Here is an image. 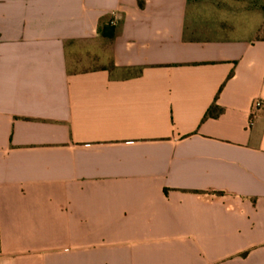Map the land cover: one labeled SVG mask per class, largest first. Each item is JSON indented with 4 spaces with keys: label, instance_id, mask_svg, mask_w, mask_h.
I'll use <instances>...</instances> for the list:
<instances>
[{
    "label": "crops",
    "instance_id": "crops-1",
    "mask_svg": "<svg viewBox=\"0 0 264 264\" xmlns=\"http://www.w3.org/2000/svg\"><path fill=\"white\" fill-rule=\"evenodd\" d=\"M0 264H264V0H0Z\"/></svg>",
    "mask_w": 264,
    "mask_h": 264
},
{
    "label": "rangeland",
    "instance_id": "rangeland-1",
    "mask_svg": "<svg viewBox=\"0 0 264 264\" xmlns=\"http://www.w3.org/2000/svg\"><path fill=\"white\" fill-rule=\"evenodd\" d=\"M69 61L72 63V68L75 70H84L86 68L102 65H110L109 57H98L95 60L84 57V54L81 52H71L69 53Z\"/></svg>",
    "mask_w": 264,
    "mask_h": 264
},
{
    "label": "trees",
    "instance_id": "trees-1",
    "mask_svg": "<svg viewBox=\"0 0 264 264\" xmlns=\"http://www.w3.org/2000/svg\"><path fill=\"white\" fill-rule=\"evenodd\" d=\"M100 32L105 38L113 39L115 37V28L113 27L103 26L100 28ZM217 115L218 114H214V109H211L208 114V116H217Z\"/></svg>",
    "mask_w": 264,
    "mask_h": 264
},
{
    "label": "built area",
    "instance_id": "built-area-1",
    "mask_svg": "<svg viewBox=\"0 0 264 264\" xmlns=\"http://www.w3.org/2000/svg\"><path fill=\"white\" fill-rule=\"evenodd\" d=\"M260 106H261V102H260V101H257V102L255 103V107L258 108V107H260Z\"/></svg>",
    "mask_w": 264,
    "mask_h": 264
}]
</instances>
